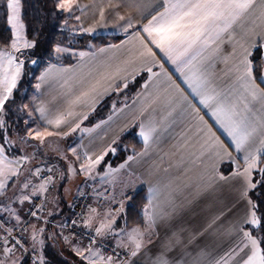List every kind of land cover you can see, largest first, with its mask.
I'll list each match as a JSON object with an SVG mask.
<instances>
[{
  "label": "snow or ice",
  "instance_id": "1",
  "mask_svg": "<svg viewBox=\"0 0 264 264\" xmlns=\"http://www.w3.org/2000/svg\"><path fill=\"white\" fill-rule=\"evenodd\" d=\"M24 7L23 0H0L9 32L0 47V264H51L44 248L54 238L79 257L74 264H264V56L260 63L252 58L264 48V0H56L67 14L62 30L68 19L80 22L72 32L111 24L123 39L89 44L94 51L53 44L29 102L17 104L19 82L32 75L26 62L38 63ZM64 53L76 63H60ZM142 72L133 116L141 152L98 172L116 153L115 140L97 147L81 136L66 152L53 141L93 132L104 121L83 127L88 113ZM166 132L175 143L161 162L166 156L171 163L148 170L142 221L129 226L120 215L131 199L122 190L118 201L105 194L108 203L82 207L65 234L68 220L56 219L60 202L50 198L56 182L93 173L106 180L158 149ZM48 151L59 158L55 163ZM221 182L229 184L230 199L216 196ZM161 226L162 238L146 247L145 238Z\"/></svg>",
  "mask_w": 264,
  "mask_h": 264
},
{
  "label": "crops",
  "instance_id": "2",
  "mask_svg": "<svg viewBox=\"0 0 264 264\" xmlns=\"http://www.w3.org/2000/svg\"><path fill=\"white\" fill-rule=\"evenodd\" d=\"M55 2L56 0H53V4H52L53 7L55 5ZM80 3L90 4L91 0H80ZM54 9L60 14L59 27L61 28V24L67 17V14L62 13L59 9H56L55 7ZM74 15H81V13L77 11ZM82 20L85 21L84 26L87 27L88 22H90V13H89V17L87 18L82 17ZM79 23H80L79 21H76L74 19H68V27H65L63 30L69 31L71 33H81L79 31L76 32L71 31V26L79 25ZM83 34H88L92 37L101 35L106 37L119 38L118 40H109L104 44L119 43V40L123 39V34L118 30L114 29L111 24H109L107 27H97L94 33H83ZM89 44H93V43H89ZM89 44L86 45L85 51H94V49L88 47ZM102 45H96V46H102ZM255 52L257 53L258 58L255 57L256 55ZM63 56H72V54L64 53ZM262 56H264V48H258L254 50L252 53V58L254 60L259 59L258 63H260V59ZM76 60L71 64H75ZM52 62L56 63L57 61H52ZM142 77L146 78V73L142 72L140 74L135 75L134 78L129 79L128 86L126 88L121 87L119 92L111 91L108 94L104 95L99 100V102L95 105L94 110L88 113V118L82 121V126L89 128H91L93 125L98 124L100 121H104V123L99 124V127L95 128L93 132L80 133L79 131H77L76 133L70 134L67 138H63L58 141L56 138H53V141L58 143L60 149L66 152L68 146L81 142L80 139L81 136H83V142L85 144H87L89 139L91 138L94 142V145L97 147L108 143H112L113 140H115V142L113 143V147H116L117 149L116 153L113 154L109 152L105 156V160L101 162L100 166H98V172L104 171V165L106 162L110 163L113 168H116L123 161H125L129 155H134L132 154V150L135 149V147L133 146V142L131 140L132 138H135L136 141L140 143V148L135 153L141 152L144 146L142 139L138 135L139 120L137 119L136 121H133V116L137 115L138 113L140 97L137 96V93L142 92L143 90ZM31 91L33 92L34 88ZM113 103H115L116 105V110L113 109ZM109 117H111V119H109ZM209 122L211 123V120H209ZM178 130L179 129H177V131ZM174 143L175 140L172 134L166 132L162 136L161 142L158 145V149L154 148L152 151L148 152L147 155L135 157L134 160L128 161V165L125 168L120 169L112 177L106 180L101 179V176L96 173H93V176L91 177H86L82 174H76V176H78L77 182L79 183L78 184L79 191L75 192L71 196L70 195L71 192L69 191L70 189L67 188L68 190L66 192V198L69 199V204H67L62 197V192L67 187L65 186V184L60 185L59 190L57 189V186H55V188H53L51 191L52 194H50V198L55 197L59 200L61 209L64 207L66 208L64 213L67 216L72 201L77 196H79L84 190L90 191V193L92 194L93 205L97 203V200L100 197H104L103 203H108L109 201L105 197V193L108 190H111V194L109 195V197L115 194L117 201L122 198L120 196V192L122 190L125 192L126 195L128 196L130 195V197L135 195L139 191H144V196L146 197L147 185L144 182V178L147 177L148 170L154 165H159L160 169L168 167L171 161L165 156L163 158V162H161V156L162 153H166L170 151L171 146ZM121 152H123L122 153L123 155H121ZM47 155L49 157L54 158L52 159V162H56L59 159L54 151H48ZM67 155L71 157V153H67ZM221 170H225V168H222ZM170 171L174 172L175 169L174 168L170 169ZM187 175L190 176L194 175V170L192 172L187 173ZM72 177H74V175H71V178ZM69 178L70 177L65 179H69ZM126 185L127 187H125ZM56 190L59 191L60 197L54 195ZM68 193L69 196L67 195ZM95 193H100L99 197H97ZM216 196L224 200L230 199L232 193L229 184L226 182H221L220 187L216 193ZM129 203H130L129 200H126L124 202V211L122 212V214H124L126 206ZM62 205H64V207ZM68 205L69 207L67 208ZM116 205H118L119 207L118 203ZM140 214L142 215V209L140 210ZM65 217L59 216V219L57 220L59 221L61 219H64ZM117 219L120 224L124 223V221L120 219V217H118ZM49 229L51 230L54 229L58 233L61 231L59 228H55L54 225H49ZM157 233H159V235H157ZM163 235H164V231L162 226L153 229L151 237L145 238L146 247L152 248L158 242V240L162 238ZM149 239L151 240V243H148ZM53 241L57 245L58 247L57 249L61 252L62 258L64 257L69 261L72 260L73 262L79 259V257L75 256L72 249L64 243L62 238H60L59 240L57 238H54Z\"/></svg>",
  "mask_w": 264,
  "mask_h": 264
},
{
  "label": "trees",
  "instance_id": "3",
  "mask_svg": "<svg viewBox=\"0 0 264 264\" xmlns=\"http://www.w3.org/2000/svg\"><path fill=\"white\" fill-rule=\"evenodd\" d=\"M23 2L25 4V7L23 9V17L25 19L26 34L29 39L35 38L38 41L37 44L41 46V50L39 51V53L35 52V56L33 57L37 59V64L32 65L26 62V70L30 71L32 75H25L22 77L18 85L21 90L20 92H17V94L19 95L22 93V95L25 96L26 93L30 92L33 89V85L36 82L35 76L39 75L41 68L46 66V63L49 59V54L52 51L53 44L61 42L65 47L75 48L77 49V51H80L85 50L86 45L89 43H93L94 45H102L109 40L119 39L118 37L113 38L101 35L92 37L88 34L71 33L69 31L62 30L59 27L60 14L53 7V0H23ZM8 36L9 32L6 30V25L4 21L0 19V47H3V43L8 38ZM255 54V57L258 58L256 52ZM75 60L76 58L72 56H62V59L59 62L63 64H71ZM52 61H56L55 58H53ZM255 61L258 63L259 59ZM131 140L133 142V146L135 147V149L132 150V154H134V150L135 152L139 150L140 143L137 142L135 138H132ZM122 153L123 152H121V155H123ZM59 187L57 186V188ZM74 200L70 205L68 215L64 219H67L70 216ZM129 202L130 203L126 206L124 214L121 213V216H126L128 224L129 226H131L135 223H140V221L142 220L140 210L143 208V204L146 203L144 191H139L135 195L131 196ZM62 206L64 207V205ZM68 207L69 205L67 206V208ZM65 210V207L62 208L61 213L63 214ZM56 219H59V216H57ZM65 234L67 233L65 232ZM45 243L46 246L44 248V253L50 261L56 263L58 261V264H67V259L64 257L62 258L61 252L57 249L58 247L55 242L52 243V247L55 246V252L50 250L51 248H49V242L45 241Z\"/></svg>",
  "mask_w": 264,
  "mask_h": 264
},
{
  "label": "rangeland",
  "instance_id": "4",
  "mask_svg": "<svg viewBox=\"0 0 264 264\" xmlns=\"http://www.w3.org/2000/svg\"><path fill=\"white\" fill-rule=\"evenodd\" d=\"M41 50V46L40 45H38L37 44V47L35 48V50H34V52H36V53H39V51ZM30 55H31V53H30ZM62 56H63V54H62ZM20 83V82H19ZM34 92V91H33ZM33 92L31 91V92H28V93H26L25 94V96L24 95H22V93L19 95V94H17V104H19V103H21V102H23V103H28L29 102V100H30V97L32 96V94H33ZM21 96H23L22 97V100H20L21 99ZM53 158V157H52ZM54 159V158H53ZM50 162H52V161H50ZM52 163H55V162H52ZM77 178H78V176H76V175H74V177H72L71 178V176H70V178L69 179H64L63 181L62 180H60V181H57L56 182V186H60V185H62V184H65V186H67L66 188H69L70 190V195L72 196L75 192H77L78 191V182H77ZM58 190H59V188H57ZM58 190H56V192H55V194L54 195H56L57 197H60V193H59V191ZM85 191V190H84ZM108 191H111V190H108ZM66 192L67 191H63L62 192V197H63V199H64V201L67 203V204H69V199H67L66 198ZM86 192V191H85ZM107 192V191H106ZM69 193L67 194L68 196H69ZM50 194H52V192L50 193ZM91 203L93 204V199L91 198ZM66 216V214L65 213H63L62 215H61V217H65ZM50 230V229H49ZM57 232V231H56ZM58 233V232H57ZM58 240L60 239V238H57ZM50 240L51 239H47L46 241L47 242H49V248H51L50 250L51 251H54L55 252V246H53L52 247V243L54 242L53 241V239L51 240V242H50ZM67 262V264H74V262L71 260V261H69V260H67L66 261ZM51 264H58V261H57V263L56 262H53V261H51ZM66 264V263H65Z\"/></svg>",
  "mask_w": 264,
  "mask_h": 264
},
{
  "label": "built area",
  "instance_id": "5",
  "mask_svg": "<svg viewBox=\"0 0 264 264\" xmlns=\"http://www.w3.org/2000/svg\"><path fill=\"white\" fill-rule=\"evenodd\" d=\"M105 194L109 196L111 194V191H107ZM130 196V195H129ZM92 195L90 191L83 192L79 196L76 197L72 204L71 213L70 216L67 218L68 220V227L65 228V232L68 234L73 231L71 226V220L72 219H79V217L76 215L77 213H80L81 208L86 206L87 204L91 203ZM104 197H100L97 202L103 203ZM114 207H118V205H113Z\"/></svg>",
  "mask_w": 264,
  "mask_h": 264
}]
</instances>
